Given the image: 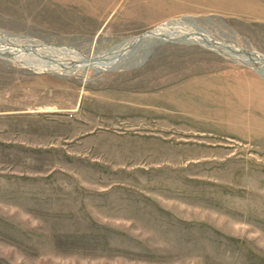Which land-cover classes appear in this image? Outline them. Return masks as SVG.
<instances>
[{"label":"rangeland","instance_id":"rangeland-1","mask_svg":"<svg viewBox=\"0 0 264 264\" xmlns=\"http://www.w3.org/2000/svg\"><path fill=\"white\" fill-rule=\"evenodd\" d=\"M0 47V264H264V0H0Z\"/></svg>","mask_w":264,"mask_h":264},{"label":"bare ground","instance_id":"bare-ground-1","mask_svg":"<svg viewBox=\"0 0 264 264\" xmlns=\"http://www.w3.org/2000/svg\"><path fill=\"white\" fill-rule=\"evenodd\" d=\"M151 35H153V36H160V35H165V33H163V31H161V30H159V29H156V30H154L153 32H151L150 33V36ZM166 36V35H165ZM169 36H180V37H182L183 35L182 34H180V33H170L169 34ZM169 36H167V37H169ZM193 37V36H192ZM143 38V39H142ZM146 38H148V37H146ZM155 38V37H154ZM160 38H161V36H160ZM202 38H203V36H202ZM201 38V39H202ZM181 39V38H180ZM141 40H144V37H141V39L140 38H134V39H131L129 42H127V44H128V47H133V45H136L138 42H140ZM147 40V39H146ZM203 40H204V38H203ZM206 41V40H205ZM0 49L1 50H3V51H7L8 49H6V48H1L0 47ZM10 50V49H9ZM13 50V49H12ZM216 50V49H215ZM11 52H13V51H11ZM13 53H15V51L13 52ZM15 55H16V53H15ZM2 56V55H1ZM81 56V55H80ZM18 58V57H17ZM20 59V58H19ZM93 60L92 59H90V58H87V57H85V56H81L80 58H79V62H81L82 64H80V66L81 65H85L86 63L85 62H89V63H91ZM244 61V60H243ZM245 61H247V59L245 60ZM250 61V60H249ZM96 62V61H95ZM103 62V61H102ZM70 63H72V61L70 60V61H68V62H62V63H60V61H59V63H52L51 65H46V63L45 64H42V63H40L39 64V67L41 68V69H43V68H47V67H53V68H64V67H70L72 64H70ZM85 63V64H84ZM109 63V62H108ZM108 63H103V64H99V65H96L97 66V68L98 69H103L102 67H108ZM250 64H249V66L250 65H256V66H260V65H264V61L262 60V59H260V58H258V57H256V58H254L253 60H251L250 62H249ZM101 66V67H100ZM36 67V66H35ZM82 67V66H81ZM257 71H259V69L257 68L256 69Z\"/></svg>","mask_w":264,"mask_h":264}]
</instances>
